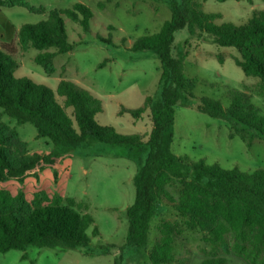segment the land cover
<instances>
[{
  "label": "trees",
  "instance_id": "obj_1",
  "mask_svg": "<svg viewBox=\"0 0 264 264\" xmlns=\"http://www.w3.org/2000/svg\"><path fill=\"white\" fill-rule=\"evenodd\" d=\"M162 1L171 11L170 19L158 33L138 38L131 48L132 52H155L161 67L159 93L146 97L142 107L125 110L134 119L150 110L153 127L146 141L140 134H121L111 126L100 125L95 117L102 112L101 101L73 82L63 80L53 91L28 78H15L13 71L18 68L12 57L15 49L10 45L0 48V108L10 118L17 124L32 123L37 138L49 139L53 152L84 144H107L117 148L116 156L134 162L137 167L133 177L134 202L126 210L128 230L124 246H91L87 231L93 219L81 216L71 204L57 202L31 207L23 194L13 197L0 190V253L26 251L29 247H62L96 256L108 255L116 248L119 256L114 264H122L128 249L137 257L144 256L157 204L164 201L179 215L189 217V228L206 232L213 248L225 252L231 249L249 264H264V170L246 173L237 168L225 169L203 159L178 157L171 149L177 105L225 120L232 136L240 137L248 146L256 137L264 141V114L249 102V95L239 90L228 91L230 104L226 109L219 100L196 98L185 89L186 55H173L175 35L185 29L193 36L197 32L206 34L217 46L234 48L238 53L235 64L246 76L259 80L256 92L264 102V10L255 11L244 26H216L214 20L219 16L203 12L197 0ZM14 7L43 14L42 8L26 0H0V14L2 8ZM65 17L78 23L84 32L90 31L93 13L82 3L64 10L53 9L47 19L25 24L18 31L19 45L38 51L34 61L47 75L55 73L57 55L74 50ZM103 42L110 44L109 40ZM56 96L63 98V105ZM26 149L27 143L2 121L0 114V182L22 179L37 165L39 158L26 155ZM174 181L182 184L177 201L167 190ZM160 233L161 238L149 255L150 264L173 263L177 260L173 243L178 231L172 223L164 221ZM226 263L219 256L201 262Z\"/></svg>",
  "mask_w": 264,
  "mask_h": 264
},
{
  "label": "rangeland",
  "instance_id": "obj_2",
  "mask_svg": "<svg viewBox=\"0 0 264 264\" xmlns=\"http://www.w3.org/2000/svg\"><path fill=\"white\" fill-rule=\"evenodd\" d=\"M26 1L42 8L43 14L30 13L19 7L2 8L0 14V48L10 45L15 49L12 57L18 68L13 71V76L28 78L53 91L63 80L73 82L101 101L102 112L95 117L100 125L111 126L121 134H140L146 141L153 127L150 110L138 119L125 110L140 108L146 97L159 93L161 67L155 52H132L131 48L138 38L159 32L171 17L168 6L162 0ZM197 2L203 12L219 16L214 20L216 26L241 27L255 11L264 10V0ZM75 3L91 9L90 31L86 33L78 23L64 18L74 50L57 55L55 73L47 75L34 61L38 51L25 50L19 45L18 31L25 24L47 19L53 9H68ZM175 37L173 55H186L184 84L188 93L196 98L219 100L226 109L230 104L228 91L239 90L249 95V102L264 114V102L256 92L259 80L246 76L235 64L238 53L234 48L217 46L206 34L197 32L193 36L187 29ZM105 40L110 44L103 42ZM56 98L64 104L63 98ZM175 111L171 149L178 157L203 159L209 164L218 163L225 169L237 168L246 173L264 170V141L261 138H254L248 146L240 137L232 136L225 120L181 105H177ZM67 113L71 115L72 110L68 108ZM0 114L2 121L14 128L20 139L27 143L26 155L39 158L24 178L0 182V190L8 191L13 197L23 194L31 207L57 202L71 204L81 216L88 215L93 219L87 231L91 246H124L128 230L126 210L135 198L136 164L116 156V147L101 143L53 152L54 146L49 139L37 138V129L32 123L17 124L1 108ZM14 154L18 155L16 151ZM167 190L177 201L182 184L174 181ZM188 220L189 217L179 215L171 204L159 202L144 256L137 257L132 249H128L122 264H150L149 255L161 238L160 225L164 221L172 223L178 231L173 243L177 260L169 264H201L214 256L224 257L226 264H249L231 249L225 252L222 248H213L207 241V233L189 228ZM118 250L112 248L108 255L91 256L79 249L29 247L26 251L0 253V264H114ZM23 255L26 258L23 259Z\"/></svg>",
  "mask_w": 264,
  "mask_h": 264
}]
</instances>
